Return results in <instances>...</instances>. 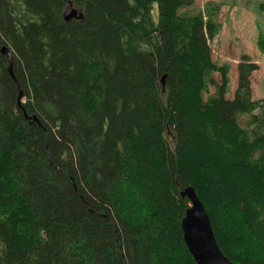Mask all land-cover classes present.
Masks as SVG:
<instances>
[{"label":"trees","instance_id":"trees-1","mask_svg":"<svg viewBox=\"0 0 264 264\" xmlns=\"http://www.w3.org/2000/svg\"><path fill=\"white\" fill-rule=\"evenodd\" d=\"M71 1L83 17L64 22L67 0H0L22 91L18 102L0 53V264H195L180 229L187 185L222 253L264 264L257 65L241 57L225 99L215 24L181 13L194 0Z\"/></svg>","mask_w":264,"mask_h":264},{"label":"rangeland","instance_id":"rangeland-1","mask_svg":"<svg viewBox=\"0 0 264 264\" xmlns=\"http://www.w3.org/2000/svg\"><path fill=\"white\" fill-rule=\"evenodd\" d=\"M181 13H202L215 24L214 35L208 40L210 57L217 65L227 67V81L224 98L231 100L237 87V65L241 57H248L257 68L250 75L251 99L260 102L264 99V0H194ZM262 40V49L257 41ZM213 83L203 90L207 100L217 93L220 84L219 72L212 75ZM259 106V105H258ZM255 106L253 113L260 108ZM249 116H237L240 127L248 126Z\"/></svg>","mask_w":264,"mask_h":264},{"label":"water","instance_id":"water-1","mask_svg":"<svg viewBox=\"0 0 264 264\" xmlns=\"http://www.w3.org/2000/svg\"><path fill=\"white\" fill-rule=\"evenodd\" d=\"M62 20L68 22L72 19L79 20L83 17L82 12L78 11L71 0H67V4L62 11ZM0 53L7 58V72L17 85L19 94L18 102L22 95L21 86L12 72V53L8 46H0ZM164 78V77H163ZM162 78V80H163ZM27 119L35 121L34 115ZM180 196L187 198L189 207L186 208L183 217L180 220V229L182 231V240L193 258L195 264H237L225 256L217 242L213 233L208 213L206 212L202 202L196 195L195 189L188 185L180 191Z\"/></svg>","mask_w":264,"mask_h":264},{"label":"bare ground","instance_id":"bare-ground-1","mask_svg":"<svg viewBox=\"0 0 264 264\" xmlns=\"http://www.w3.org/2000/svg\"><path fill=\"white\" fill-rule=\"evenodd\" d=\"M9 47V46H8ZM10 48V47H9ZM11 50V49H10ZM11 53H12V51H11ZM165 78V76L163 75L162 77H161V79H160V84H161V86L163 87L164 86V78ZM162 78H163V80H162Z\"/></svg>","mask_w":264,"mask_h":264}]
</instances>
